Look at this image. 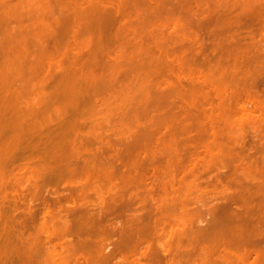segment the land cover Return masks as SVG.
Returning a JSON list of instances; mask_svg holds the SVG:
<instances>
[{
	"label": "rangeland",
	"instance_id": "obj_1",
	"mask_svg": "<svg viewBox=\"0 0 264 264\" xmlns=\"http://www.w3.org/2000/svg\"><path fill=\"white\" fill-rule=\"evenodd\" d=\"M122 1L126 3L124 12L131 17L132 3L143 11L144 19L130 25L137 40L130 32L120 38H105L109 58L104 60L106 74L89 90V100L83 107L94 121L91 132L101 133L103 143H119L126 135H130V142H141V146L131 149V155L139 158L136 166L139 161L142 164L123 170L116 180L115 173L123 168L112 158L114 153L108 145L85 143L84 147L94 154L96 145L107 150L100 152L101 156L96 151V162L103 161L105 173L100 170L98 176H93L78 171L58 183L40 182L37 192L42 198L46 195L42 200H47L53 216L45 219L48 231L35 228L38 220L29 227L32 223L27 218L25 237L42 248L49 233L51 243L63 236L60 240L65 252L59 246L57 250L64 264H226L231 258H238L242 264H264V235L252 234L251 246L239 245L235 234L241 217L230 210L241 202L237 206L233 202L235 209L232 205L230 209L231 202L220 194L223 185L232 179L230 169L235 171L233 180H240L241 160L253 163L264 142V0ZM145 2L148 6L144 7ZM47 7L62 24L63 0L47 4L11 0L0 5V16L8 13L0 19L21 15L29 29H42L50 22L43 14ZM8 22L7 28L15 27L13 19ZM2 26L0 21V31ZM84 36H66L60 46L72 52L76 45L83 48ZM26 42L30 60L46 62L31 35ZM70 57L68 53L57 62L66 66ZM37 79L29 67L17 70L0 57V93L17 94L10 99L15 110H38L37 119H53L56 108H67L54 95L59 82L45 80L37 93ZM246 94L257 100L261 113L247 103ZM194 115L203 128H194ZM208 119L214 122L216 141ZM182 121L193 124L183 128ZM226 124L235 131L231 157L226 149L230 145ZM212 141L222 147H215ZM206 149L208 154L204 153ZM110 155L115 162L112 164L120 168L115 173L108 163ZM101 161L97 162L98 169ZM220 165L224 168L217 170ZM32 170L16 166L0 169V187L8 191L16 188L27 197L33 195L36 179ZM227 170L229 174H225ZM226 176L230 177L228 181L224 180ZM47 187L69 194V202L65 203L62 195L60 203L52 200L54 194L48 196ZM76 191L83 198L79 204L75 200L77 206L70 199L73 195L76 198V193L72 194ZM42 200L39 203L36 198L35 206L43 205ZM36 207L42 210L43 206ZM143 240L146 250L139 246Z\"/></svg>",
	"mask_w": 264,
	"mask_h": 264
},
{
	"label": "bare ground",
	"instance_id": "obj_2",
	"mask_svg": "<svg viewBox=\"0 0 264 264\" xmlns=\"http://www.w3.org/2000/svg\"><path fill=\"white\" fill-rule=\"evenodd\" d=\"M10 1L11 0H0V5L9 4ZM40 1L47 4L50 0ZM116 1L117 2L114 0H109L107 2L103 0H63L65 12L62 14V24L60 17L54 16L49 7H47L43 10V14L45 13L50 22L44 23V21H42V23L45 24L42 29H29L28 24L23 23V17L21 15H17L15 18L10 17L7 20L0 19V21L3 22L2 27H4L0 31V57H3L4 63L13 66L17 70L29 67L36 73L38 77L35 87L36 90L38 89L36 91L37 93L41 91L39 88H42L41 83L45 82V80H58L59 87H57L56 94L54 93V95L62 100L63 103H66L67 106L66 109L56 108L54 113L55 118L53 119L49 116L48 120H39L36 118L38 110H24L22 108H16L15 110L13 108V102L10 99H15L16 93L11 91L7 94L0 93V169H8L16 166L18 169L23 170L24 168L32 167V172L36 179L35 193L33 195L29 194V197L25 196L23 191H18L16 188H12L11 191H8L4 189V186L0 187V264H64V261L59 256L61 252L57 250V246H59L63 250L62 253L65 252L63 243H61L63 236L56 240V242L58 241L57 243H51L49 233L47 236L48 240L43 242L42 248H38V245H35L25 237V232L28 230L26 225L27 218L32 223L31 225L30 223L28 224L29 227H32L38 220V227L35 226V228L37 230L41 229L44 231V229H46V231H48V228L44 227L45 219L48 217L52 218L53 216L52 210L49 209V204L46 203L47 200L45 199L46 201L43 202L46 195L42 198L43 195H40V197L37 192V189H40V182L43 184L47 183L48 185L50 183H58L65 176L74 174L78 171L85 172L88 175L98 176L101 170L103 171L102 174H104L103 168L105 164L103 166V161H101V159L97 161L98 163L100 161L102 163V169H98L96 160L102 155L100 152L104 153L107 151L102 149L105 145H108V148L111 149V154L114 153L113 156L110 155V158L112 156L123 168L122 170L120 168L117 169V167H119L118 164L113 165V159L111 158V160H109L110 158L108 157L110 161L108 163L112 164L114 173L120 169L117 174L115 173V176L121 174L123 170L126 171L127 169L129 171L132 168L134 169L136 166L135 164L139 160L137 157L133 159L131 149L141 146V142H130L128 141L130 135H128L129 137L126 135L119 143H110L111 141H109L108 144H106V141L103 143V135L101 133L94 130L91 132L92 126H95L93 125L94 121L88 115L85 107H83V104L89 100V90L96 85L99 80L104 78L106 74V62L104 60L105 58H109H107L108 54L105 53V38H120L122 35L123 37L127 36V32H130L135 41L137 40L135 29L130 25L131 23H138L139 20L144 19L143 11L136 7L135 2L132 3L134 7V17H131L129 13L124 12L126 3L122 0ZM141 5L143 4L141 3ZM143 6H148V2H145ZM7 14V12H4L0 17L7 16ZM12 19L16 23L15 27L7 28L9 25L8 21ZM103 21L106 22L103 23ZM80 34L87 36H84L86 39L82 38V42L84 43L83 48L76 45L72 52L66 46H60L62 38L66 36L76 37ZM29 35L34 38L40 55L47 58L46 62L39 58L38 60H30L32 55L30 56L28 53L26 42ZM68 53H71V57L67 59L68 62L66 66L57 62L58 60L61 61ZM55 57L57 59H55ZM44 73H46V75H44ZM215 96L218 100L221 99L217 91H215ZM238 97L237 95V98ZM251 97L246 94L245 99H247V103L251 104L257 112L261 113V108H257L258 105L256 106L257 100L255 101V98L252 97V99ZM196 115L193 117L195 119L192 118L194 124L191 122L194 128L195 126L198 128L197 125H199V127L202 126L200 120H197L199 117H196ZM194 120L197 121L195 122ZM208 123L210 124L209 127L212 139L216 141L218 133L215 129L214 122L208 119ZM192 124L187 125L191 126ZM187 125L182 121L181 126H184L183 128L189 127ZM85 128H88V130L90 128V130L86 131ZM201 130L198 131L200 132ZM257 132L260 133L258 129ZM234 133V127L230 124H226L225 135L230 144L226 146V149L230 157L234 151L232 144ZM120 139L122 138L120 137ZM92 141L97 142V145L99 142V146H101L100 143H103L102 145L105 144L102 147H97L96 145L95 150L97 153L99 152V156H97L96 151L95 155L94 152L91 153L93 150L84 147L85 143H90ZM212 142L215 147H222L220 144L214 141ZM262 145L264 146V142ZM263 146L260 147L262 150L260 149L258 152V149L256 151L261 154L258 156L259 158L256 157L254 159L253 163L245 164L242 162L243 160H241L238 169L241 173L240 180H233L236 178L233 177L235 171L230 169L232 170L230 172L232 179L228 181L230 177L226 176L225 178L228 179L224 180L228 182H226V185H223V189L220 191L221 193L219 192L228 199L227 201L231 202L229 205L230 209L231 205L235 209V204L236 206L240 202V204H242L241 206H239L240 204L238 205L240 207L238 209L239 211L236 210L238 206L234 211L229 209L231 214L234 212L233 214L236 215V217H241L240 226L235 234V239L239 245L251 246L252 234L264 235ZM204 153L208 154V149H206ZM93 154L97 156V158ZM86 155H90L91 157L88 156V158H86ZM141 157L143 161V153ZM139 163L142 164L140 161ZM218 168L217 170H220L223 169L224 166L220 165ZM235 169L237 170V166H235ZM227 173L229 174V171L225 174ZM117 179L118 176H116V180ZM232 183L236 184L233 186H237V190L232 186ZM49 190L50 189L47 187L46 194L48 193L47 195L49 196L53 193L54 195L51 196V198H54L52 200H56L60 203V199L62 200V196H64L66 203L67 198L69 199V194H67V196L69 195L67 197L66 193L62 195L60 194L61 192H58L60 196L62 195L59 197V194L56 192L57 190H50L51 193ZM63 191L65 192V190ZM72 194L77 195L76 198H74L75 196H72ZM72 194L70 199H74V202L71 201L74 205L77 204L75 200H77L78 204L80 200H83L81 197L82 193L76 191ZM9 196H11V198H9ZM26 198L29 199L26 200ZM36 198L38 202L43 199V205H39L40 202L38 203L39 208L43 206L42 210L38 209L41 210L40 212L34 208L36 207ZM19 203L22 205L26 204V206L24 205L26 208H23L24 206L19 207ZM228 204L229 202L225 205L227 206ZM18 211H20L19 214L17 213ZM144 243V240L139 243V246L143 248L142 250L147 249V247L143 246ZM43 248H46L44 252L42 251ZM261 251L264 253V248ZM253 252L255 254L258 253L256 249H254ZM262 256L264 258V254ZM226 264H242V262L238 258H231Z\"/></svg>",
	"mask_w": 264,
	"mask_h": 264
}]
</instances>
